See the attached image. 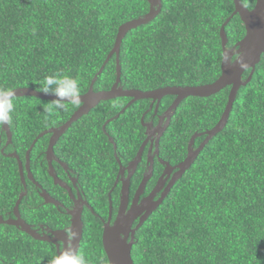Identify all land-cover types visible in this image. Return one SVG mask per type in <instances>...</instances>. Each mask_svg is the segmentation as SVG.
Wrapping results in <instances>:
<instances>
[{
	"label": "trees",
	"instance_id": "1",
	"mask_svg": "<svg viewBox=\"0 0 264 264\" xmlns=\"http://www.w3.org/2000/svg\"><path fill=\"white\" fill-rule=\"evenodd\" d=\"M242 2L248 9L256 5V0ZM150 8L149 0H0V86L37 90L46 75L63 73L78 78L81 95L86 94L114 49L119 28L144 17ZM234 11V0H162L160 13L129 31L122 41L120 87L152 91L215 82L222 74L221 29ZM225 32L228 49L245 37L239 14L226 24ZM117 64L115 54L95 81L94 91L113 87ZM230 90L227 86L208 97L190 96L179 104L162 139V151L172 162L186 157L195 133H200L195 138L194 147H198L206 132L219 123ZM174 98L163 97L160 111ZM129 100L119 97L100 102L73 123L69 135L78 138L83 131L93 139L92 147L94 136L101 139L103 124L113 118L107 127L115 128L119 148L136 150L141 142V118L151 101H135L116 117ZM52 101L17 97L12 143L6 153L16 150L24 156L41 133L67 122L81 105L47 114L44 106ZM133 129L138 137L129 136ZM47 138L37 140L33 154L44 151ZM0 140L6 144L5 131ZM101 161L92 159V166L99 167ZM93 175L89 186L95 193L90 197H97L98 207L106 214L107 193L116 173ZM22 191L16 159L0 152V214L5 218ZM112 198L118 201L117 189ZM40 203V197H23L20 212L28 222L33 216L53 229L71 224L70 215ZM86 213L79 251L89 264H110L101 222L92 216L89 220ZM53 252H57L54 244L0 224V264H48ZM132 257L135 264H264V53L252 80L240 87L227 124L137 231Z\"/></svg>",
	"mask_w": 264,
	"mask_h": 264
},
{
	"label": "flooded vegetation",
	"instance_id": "2",
	"mask_svg": "<svg viewBox=\"0 0 264 264\" xmlns=\"http://www.w3.org/2000/svg\"><path fill=\"white\" fill-rule=\"evenodd\" d=\"M162 99L160 101L149 99L151 101L149 108L145 110L141 118V129H139V138L141 139V142L138 147H136V150L133 149V151L131 148H126L124 151L123 148L122 150L119 148V145L114 138V134H116L115 128L110 129L107 127V124L111 122L113 118L108 119L103 124L102 132L104 135L101 136V139L98 138L100 137L99 135L94 136L96 140L94 143H96V145L92 147L90 145L93 142V139H91L90 135L85 136L82 130V135L80 134L78 138H72L69 135L70 127H72L73 124L59 137L52 132L54 129H61L70 119L58 127L46 130L49 131L45 134L48 136L46 147L44 151H39L35 154L32 153V149L34 144L37 142L36 140V142L34 141L33 145L25 151L24 156L16 150L11 153H6V148L10 144H7L8 137L5 145H2L0 140V152L3 153L1 149H4V155L10 156L9 154H14L12 158L16 159L19 175L23 184V191L20 193V196L22 194H24V196H28L30 194L34 197H40L42 199V203H40L39 206L51 204L54 205L60 212L68 215H70L69 211L82 208V221L85 213L89 211V215L86 213L89 220L91 219L90 216H92L93 219L97 220V222H101L103 228L102 239L106 227L113 226L115 224L122 210H124L125 215H128L132 210L136 209L138 214L131 222L132 225L128 226V241L130 242L134 235L135 243L137 231L150 217L149 216L138 228L141 218L147 212V210H140L143 208L148 209V207L159 201L161 198H164L165 200L175 184L186 173L185 172L180 177V168L178 166L187 158L191 140L187 146V155L180 162H172L170 156H166L162 151V139L166 134L176 109L178 108L177 107L175 110L168 113L169 108L173 105L176 99L175 96L168 108L160 111ZM130 101L131 98L128 103ZM151 111L153 112L148 115ZM121 112L118 114L119 116L122 114ZM118 115L116 117H118ZM147 117L149 118L147 119ZM133 127L134 126H129V128ZM134 129L130 130L129 136L132 134L133 136H137V132ZM195 134L200 135V133ZM127 143H129V140L128 142L125 141L124 144ZM194 145L193 149L197 150L201 144L198 147H194ZM29 151L30 155L28 160ZM133 152L134 154L132 155ZM94 158L102 159V164H100L99 167L92 166L91 160ZM20 161L23 165V172L20 168ZM116 162L118 164V168L116 167ZM99 171L116 173L115 180L107 193L108 211L106 214H104L103 211L101 212V209L98 207L99 202H97V197H90V193L92 191L89 186V177ZM145 179L146 182L143 183ZM153 180H155V183L151 185ZM115 189L118 190L119 197L116 203L112 198V193ZM124 189H128V198L127 200L125 199V201L123 198ZM44 192L48 193V195L54 199L58 205L52 202H46L45 198L42 196ZM93 192L95 193V190ZM138 194L139 197L137 198ZM161 204H159V206ZM39 206L37 208H39ZM159 206H157L156 209ZM15 207L13 211L6 214L8 215L7 218H5L2 214H0V216L4 219H15ZM21 217L34 231H36L40 237H49L51 240L61 239L58 242L61 245V249L63 248L65 244L62 241L64 235L60 232L64 230L69 231L68 229L71 224L67 228L53 229L48 225V223L41 220V218L31 216L30 219L32 222H28V219L24 218L22 214ZM70 217V220H72L71 215ZM134 230H136L135 233H133ZM122 237L125 238V234H122ZM41 241L54 244L56 251H59L57 244L53 241Z\"/></svg>",
	"mask_w": 264,
	"mask_h": 264
},
{
	"label": "water",
	"instance_id": "3",
	"mask_svg": "<svg viewBox=\"0 0 264 264\" xmlns=\"http://www.w3.org/2000/svg\"><path fill=\"white\" fill-rule=\"evenodd\" d=\"M151 8L150 12L147 13L144 17L138 18L135 20H131L123 24L118 31L117 40L114 46V49L109 54L106 63L103 65L102 69L95 76L92 85L90 86L89 91L86 94L81 95V106L79 109L73 114L70 120L63 125L61 129H54L52 132L55 133L56 136H61L74 122L78 121L81 117L88 114L93 108H95L100 102L107 101L110 99H115L119 97H129L131 101L128 103L126 108L121 112L123 113L133 102L140 99H153V100H161L163 97L168 95L176 96V99L173 105L169 108L168 113L175 110L179 104L186 98L190 96H199V97H208L213 94L218 93L222 89L227 86H231V90L229 93V99L225 108V111L220 119L219 123L211 130L206 132V139L201 143L200 147L197 150L193 149V145L195 143V138L198 134H195L189 145V154L187 158L178 166L180 168L179 176L181 177L187 169L191 166L193 161L196 159L198 154L204 148V146L210 141L212 137H214L217 133H219L224 126L227 124L230 113L233 109L235 99L237 97L238 91L241 86L246 85L248 82L252 80L253 74L255 72L257 64L260 62L262 54L264 53V0H256V5L253 9H248L242 2V0H234L235 2V11L231 15V17L225 22L221 29V38L222 45L224 49V56L226 52L232 53L231 63H226L223 56L222 61V74L221 76L213 83L200 85V86H169L164 88L155 89L152 91H142L138 89H123L120 87L122 81V68L120 65L119 57L121 52V45L124 37L127 35L129 31L134 28H137L140 25L147 24L151 20H153L162 9V0H149ZM239 14L242 21L245 24L246 35L245 37L236 43V45L228 49V37L225 32L226 24L232 19L233 16ZM117 55V79L114 83L113 87L107 91H94V83L97 80L98 76L103 72L105 65L112 58L113 55ZM243 61L246 62L251 70L247 79L243 78L245 72L239 68V63ZM16 96H35L42 99L54 100L56 97L53 95H46L42 92H38L33 88H19L16 89ZM119 116V115H118ZM4 130L7 133L8 143L12 142V132L8 130L7 125H5ZM49 131L41 133L36 141L44 136ZM35 141V142H36ZM4 153V149H1ZM11 157L14 154H9ZM30 151L28 152V160H29ZM21 171L23 170L22 162L20 161ZM23 172V171H22ZM24 181V179H23ZM146 182V179L143 183ZM128 189L123 190V198L127 200ZM42 196L45 198L46 202H52L58 205L54 199H52L48 193L44 192ZM24 197L22 194L16 204L15 207V216L16 218L4 219L0 216V224H8L15 227L20 228L22 231L32 235L34 238L53 241L57 244L58 250L61 249V245L59 244V240L54 239L51 240L49 237H40L36 231H34L30 225H28L20 214V203ZM139 194L137 195V198ZM164 198H161L159 201L152 204L150 207L143 208L142 210H147L145 215L141 218L138 228L146 221V219L152 214V212L156 209L159 204L163 202ZM72 216L71 225L69 227V231H61L64 235L62 241L65 243L64 247H71L73 249L80 250L84 227L82 221V208L77 210L69 211ZM138 211L132 210L128 215H125L124 210L119 214L115 224L113 226H107L104 235H103V244L106 254L108 256L110 264H135L132 257V249L134 244V235L132 240L128 241V226L132 225L131 222L136 218ZM137 230V229H136ZM133 231V233L136 232ZM70 233H75L76 238L74 240L69 241L68 236ZM57 234V233H56ZM122 234H125V238L122 237Z\"/></svg>",
	"mask_w": 264,
	"mask_h": 264
},
{
	"label": "clouds",
	"instance_id": "4",
	"mask_svg": "<svg viewBox=\"0 0 264 264\" xmlns=\"http://www.w3.org/2000/svg\"><path fill=\"white\" fill-rule=\"evenodd\" d=\"M231 56L232 53H225L224 60L226 63H231ZM239 68L242 72H246L250 66L241 61ZM37 91L56 97L51 103L44 106V112L47 114L63 111L68 105L79 106L81 102L80 80L69 74L54 73L46 75L40 81ZM16 104V89L0 86V133L4 131L5 125H7L8 130L14 127ZM75 238V233H70L68 236L69 241ZM48 264H89V262L82 252L66 246L57 252H53L48 259Z\"/></svg>",
	"mask_w": 264,
	"mask_h": 264
}]
</instances>
